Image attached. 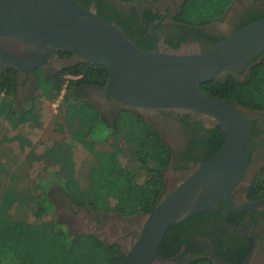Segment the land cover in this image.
<instances>
[{
	"label": "trees",
	"instance_id": "1",
	"mask_svg": "<svg viewBox=\"0 0 264 264\" xmlns=\"http://www.w3.org/2000/svg\"><path fill=\"white\" fill-rule=\"evenodd\" d=\"M76 1L85 8L95 2L98 16L118 25L136 46L153 50L152 47L144 46L138 38L141 32L124 19V13L117 12L106 0ZM119 1L131 3L136 0ZM234 1L185 0L176 14L175 21L189 27L195 36H209L204 33L202 27L222 17ZM263 17L264 14L255 20ZM218 41H221V38L213 39V44ZM57 52L61 56L72 55L64 50ZM249 65L248 74L242 79L233 72L224 73L200 83L199 88L205 94L228 100L245 111L263 113L264 52L246 64ZM17 72L7 66L0 71V121H6L12 128L25 123H36L40 116L41 98L46 101L55 100L64 89L59 106V116L63 122L58 128H66L68 140H58L52 148L47 147L45 151V155L49 156L50 161L57 167L52 172L59 176L48 188L43 187L40 181L37 185L21 189L12 185L0 187V264H117L123 258L120 247L107 246L93 235L70 233L65 225L55 220L53 206L46 193L58 186L75 203L83 207L116 212L123 216L146 214L153 209L163 193V171L171 162L172 146L163 141L159 131L139 113L123 109L113 126L108 127L99 119L92 105L75 95L77 88L84 83L104 87L108 76L104 66L79 61L65 67L53 77L40 76L38 95L31 101L29 109L22 113L12 104ZM67 75L80 78H67ZM2 92L6 93V97L1 98ZM248 122L253 139L252 123ZM223 136L224 132L219 125L206 130L202 141L207 147V154L202 163L219 149ZM76 144L82 146L87 156L84 173L77 172L74 162L73 147ZM191 153L187 152L185 157H189ZM2 169L0 164V170ZM249 194L254 198L264 197V164L253 177ZM23 203H31L33 206L31 209L34 221L16 220L10 215L12 206ZM49 215L52 217L50 220L46 219ZM215 215L222 218L219 209L211 208L182 223L170 225L159 245L158 254L161 257L176 254L189 239L203 234V224ZM250 245L251 242L246 247L239 245L238 248L231 249L232 252H215L226 260L240 262L245 259ZM194 247L195 245H191L189 250ZM189 264H212V261L200 257Z\"/></svg>",
	"mask_w": 264,
	"mask_h": 264
},
{
	"label": "water",
	"instance_id": "2",
	"mask_svg": "<svg viewBox=\"0 0 264 264\" xmlns=\"http://www.w3.org/2000/svg\"><path fill=\"white\" fill-rule=\"evenodd\" d=\"M57 50L104 66L106 92L127 109L185 112L219 125L224 132L221 146L205 162L164 175L161 197L150 212L142 214L117 264L171 263L173 257L158 254L170 225L217 208L221 200L235 209L230 194L241 184L250 158L247 111L205 94L199 84L224 73H240L264 52V18L240 27L205 51L195 45L144 50L114 22L98 16L94 5L85 8L76 0H0L1 66L28 73L48 62ZM239 229L255 238L252 230ZM205 250L213 264H231Z\"/></svg>",
	"mask_w": 264,
	"mask_h": 264
},
{
	"label": "flooded vegetation",
	"instance_id": "3",
	"mask_svg": "<svg viewBox=\"0 0 264 264\" xmlns=\"http://www.w3.org/2000/svg\"><path fill=\"white\" fill-rule=\"evenodd\" d=\"M106 1L112 4L117 12L124 13V19L130 21L133 28L141 32L138 38L144 46L153 49L157 45L171 49L180 48L183 45H195L197 50L205 51L214 45L213 39L221 38L223 40L239 29L240 25L244 26L259 20H255V18L264 14V0H237L235 1L237 4L234 3L230 8L226 24L222 28H215L211 26V23L207 24L202 27V30L209 36L200 35L199 37L190 32L189 27L175 21L176 14L185 0H136L131 3L119 0ZM91 5L95 6V2ZM180 38L185 39L181 41ZM57 51L48 62L38 67L39 70L35 68L28 73L17 72L16 91L12 97V104L19 113L27 111L31 101L38 95L40 76L43 78L53 77L62 72L65 67L80 61L73 55L61 56ZM249 67L250 65L244 67L240 73L235 75L242 79L248 74ZM2 69L3 66L0 65V71ZM66 77L80 78V76L71 75ZM75 95L83 102L92 105L97 111L99 119L108 127L113 126L121 110L127 109L108 94L103 86L98 87L84 83L77 88ZM4 97H6V93L2 92L1 98ZM61 102L57 104V108ZM137 113L155 127L163 141L173 148L171 162L163 171L164 175L166 173L170 175L175 171L190 170L202 163L207 154V147L202 140L206 135V130L215 128L217 124L206 123L189 113L176 110L145 109V111ZM245 116L252 123L254 136L250 144L252 147L250 162L244 172L242 182L230 194V202L235 209H232L226 200H221L220 206L216 209H219L222 218L215 215L206 220L203 224V234L195 235L193 239L185 242L176 254L165 257H173V261L168 264H189L200 257L209 258L205 249L227 263L264 264V203L258 208L244 209L256 202H264V197L254 198L249 194L253 177L264 164V112L247 111ZM78 146L82 147L79 144H76L75 147ZM189 151L192 152L191 155L185 157ZM163 187H165V177ZM46 196L52 203L55 220L65 225L70 233L93 235L105 245H118L120 249L131 242L134 232L138 229L137 223L142 216V214L123 216L116 212H105L89 206H80L58 186L48 190ZM239 228L252 230L255 238ZM189 236L186 235V237ZM250 242L249 251L245 259L240 262L226 260L216 253H225L227 250L232 252L231 249L234 250L239 245L246 247ZM191 245H195V247L189 250ZM184 247L185 250L182 251ZM248 256L250 259L246 261Z\"/></svg>",
	"mask_w": 264,
	"mask_h": 264
},
{
	"label": "rangeland",
	"instance_id": "4",
	"mask_svg": "<svg viewBox=\"0 0 264 264\" xmlns=\"http://www.w3.org/2000/svg\"><path fill=\"white\" fill-rule=\"evenodd\" d=\"M235 1L222 17L211 22V26L222 28L226 24L227 15ZM61 100L62 96L52 101L41 98L40 116L36 123H25L13 129L6 121H0V164L3 166L0 170V187L12 185L21 189L37 185L40 181L43 187L48 188L50 184L57 181L59 176L52 172L57 167L50 161L49 156L45 155V151L47 147L52 148L58 140L65 138L68 140L66 128L62 130L58 128L63 122L57 108ZM73 156L77 172L84 173L87 156L82 147H74ZM79 177L81 178V175ZM31 207H33L31 203L29 205L15 204L10 209V215L16 220L34 221ZM46 219H52L51 215ZM58 220H60L59 217Z\"/></svg>",
	"mask_w": 264,
	"mask_h": 264
},
{
	"label": "built area",
	"instance_id": "5",
	"mask_svg": "<svg viewBox=\"0 0 264 264\" xmlns=\"http://www.w3.org/2000/svg\"><path fill=\"white\" fill-rule=\"evenodd\" d=\"M63 91H64V90H62V91H61V94H60V96H62V94H63Z\"/></svg>",
	"mask_w": 264,
	"mask_h": 264
}]
</instances>
